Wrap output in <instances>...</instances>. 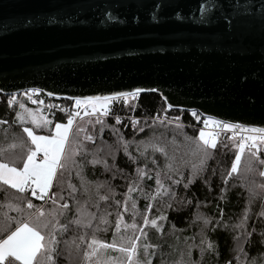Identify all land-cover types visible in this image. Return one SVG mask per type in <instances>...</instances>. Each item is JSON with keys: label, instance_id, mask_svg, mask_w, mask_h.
I'll list each match as a JSON object with an SVG mask.
<instances>
[{"label": "trees", "instance_id": "trees-1", "mask_svg": "<svg viewBox=\"0 0 264 264\" xmlns=\"http://www.w3.org/2000/svg\"><path fill=\"white\" fill-rule=\"evenodd\" d=\"M20 105L10 106L0 93V163L18 168L33 147L23 129L50 134L29 119L21 122ZM111 109L112 116L86 118L72 130L67 147L78 151L69 153L44 200L0 182V239L15 229L17 220L40 209L50 222L42 230L45 243L49 233L57 241L50 245L55 264H86L88 241L95 236L111 243L119 212L121 224L135 223L139 229H144L145 216L157 219V227L145 231L156 246L151 264H264L263 231L257 252L252 255L246 248L254 220L264 221V148H245L237 172L229 175L239 153L236 136L224 134L205 151L192 113L168 106L157 92L121 97ZM47 116L56 123L67 120L58 112ZM77 128L84 131L77 133ZM130 188L140 195L141 210L135 215ZM53 193L55 205L48 198ZM183 193L190 205L177 210ZM53 209L55 216L50 215Z\"/></svg>", "mask_w": 264, "mask_h": 264}, {"label": "water", "instance_id": "water-1", "mask_svg": "<svg viewBox=\"0 0 264 264\" xmlns=\"http://www.w3.org/2000/svg\"><path fill=\"white\" fill-rule=\"evenodd\" d=\"M136 88L264 128V0H0V93Z\"/></svg>", "mask_w": 264, "mask_h": 264}, {"label": "snow or ice", "instance_id": "snow-or-ice-1", "mask_svg": "<svg viewBox=\"0 0 264 264\" xmlns=\"http://www.w3.org/2000/svg\"><path fill=\"white\" fill-rule=\"evenodd\" d=\"M30 91H39L38 89H32ZM144 91L143 89L136 88L133 92L129 93H118L117 96L120 97H135L138 93ZM52 95V93H49ZM112 97H87L84 101L80 98H76V105H82V103H89L93 101H110ZM13 101L10 100L11 104ZM171 106V105H170ZM21 109H24V105H20ZM91 112L95 113L98 111L96 104H90ZM100 108L104 109L103 114H107V108L105 104H101ZM29 117L31 118L32 124L36 128H47L51 124V121L46 119L43 116H40L34 113L32 110H26ZM87 114V113H86ZM80 115V112L74 111L70 112L68 115L67 123L61 124L57 123L55 125L54 131H51L48 135H37L34 133L32 128L26 127L23 129L27 133L28 138L30 139L31 145L27 150L26 158L23 160V167L18 168L15 166H10L7 163H0V182L6 185H10L12 188L18 189L19 192L23 193L26 189H31L32 196H38L39 199L44 200L48 196L49 189L53 185L54 179L57 177L58 169L63 170L65 168V162L71 152V155H75L78 149L73 148L69 149L66 147L70 143V133L72 131V126L74 120L77 116ZM17 116L23 122L24 116L21 113H17ZM117 120L119 118L117 117ZM97 122H100L99 119ZM218 125L222 124L225 129L227 128H242L241 125H229L223 121L216 122ZM209 121H205V127H208ZM245 131L253 133L250 136L242 137L240 143L237 145L239 148V153L236 155L235 162L232 165L231 172H237L238 164L241 159L240 153H243L245 147L251 151L252 149L257 148L259 143H264V128H250L244 129ZM77 133L83 132L84 129L77 128ZM85 139L91 140L92 136H85ZM199 140L203 142L205 151L207 147H216V138L213 133H206L204 130L200 131ZM247 141V145L245 143ZM15 147V145H12ZM255 155V152H253ZM39 156V158H38ZM261 164H264V160H260ZM139 171V170H138ZM264 175V172L261 173ZM159 185V180H157ZM71 187V185H69ZM264 187V185H261ZM133 189H129L131 192ZM159 192V190H158ZM158 194V193H157ZM52 200V203L55 205L57 202L56 194L53 193L52 196L48 197ZM102 199H107L102 197ZM117 204L120 202L117 201ZM34 205L31 200L27 202V208L31 209ZM61 208H66L67 205H60ZM133 209H135V202L132 204ZM127 200H125L124 211H127ZM79 211V209H78ZM264 216V211L260 213ZM50 215L55 216V210L53 209ZM135 215V212L133 213ZM45 213L37 209L36 213L30 214L26 219L17 220L15 229L7 234L6 238L0 239V264H55L52 252L55 251L54 245L57 243L54 236L48 234V243H45V235L42 234V230L49 227V221L43 219ZM118 220L116 223V234L119 233L122 221L121 213H117ZM103 220V218H101ZM76 224H80L79 219L73 221ZM106 223V221H104ZM151 223L153 226H156V221H149L148 218L144 217V224L147 225ZM90 226V225H88ZM66 225H61V229L65 230ZM125 229L131 228L134 233L137 230V225L135 223L124 225ZM140 236L125 237L121 236V243L117 244V235H113V240L111 243L98 240L93 236V238L88 241L87 247L88 251L85 252V261L86 264H151L150 260L141 261L139 259V241L141 237L146 238L147 234L142 230ZM83 239V237H81ZM153 247L152 245L145 244L143 245L144 253L146 256L150 255L148 249ZM113 250L120 254V256L111 257L103 256L102 251ZM121 256L123 259H121ZM39 257V259H38ZM95 258V259H94Z\"/></svg>", "mask_w": 264, "mask_h": 264}, {"label": "built area", "instance_id": "built-area-1", "mask_svg": "<svg viewBox=\"0 0 264 264\" xmlns=\"http://www.w3.org/2000/svg\"><path fill=\"white\" fill-rule=\"evenodd\" d=\"M29 90H23L20 93H14V94H9L7 95V103L10 106H15L18 104L21 100H24L25 102L29 103L30 105L34 106L37 108L41 113H44L45 115L47 114H55V113H61L65 115L68 119V115L70 112L74 111H79L80 115L77 116L74 120L73 125H76L79 123L82 119L84 118H89V117H110L112 116V104L115 103L118 99H120V96H114L112 99L106 104L107 108V114L104 113V109L97 107L98 111L95 113L91 112V107L90 104H94V102H89V103H82L79 108L76 105V99L73 98H66V97H59V96H53L46 94L42 91H30ZM12 100L13 102L10 104L9 101ZM84 101L85 99H81ZM189 112L192 113L193 115V122L196 124L198 128H204L205 127V121L206 117L202 113L198 111H191L188 110ZM87 113V114H86ZM211 122L210 126V131L215 135L216 141L219 140L224 134H230L234 135L238 138V142L240 143V140L242 137H247L252 135L253 133L245 131L244 129H250V128H256L259 129L258 127H253V126H247L243 124H237V123H227L229 125H241L243 126L242 128H227L225 129L222 124H217L216 122L220 121L218 119L210 118L209 120ZM226 123V122H225ZM247 145V141H245ZM257 146H264V143H259ZM247 147V146H246ZM25 191L31 192V189H26Z\"/></svg>", "mask_w": 264, "mask_h": 264}, {"label": "rangeland", "instance_id": "rangeland-1", "mask_svg": "<svg viewBox=\"0 0 264 264\" xmlns=\"http://www.w3.org/2000/svg\"><path fill=\"white\" fill-rule=\"evenodd\" d=\"M108 102L109 101H97V102H94V104H96L97 105V107H100V105L101 104H108ZM19 104H23L24 105V109H21V107H20V112L22 113V115L24 116V120H26V119H29V120H31V118L29 117V115H28V112L26 111V110H32L34 113H36V114H38V115H40V116H43V117H45L46 119H48L49 121H51V124L50 125H48V127L47 128H45L48 132H51V131H54V129H55V125L57 124V123H61V124H66L67 123V120H66V122H55V121H52V118L50 117V116H47V115H45L44 113H41L37 108H35L34 106H32V105H29V104H27V103H25V101L24 100H21L20 102H19ZM84 119H86V118H84ZM84 119H82V120H84ZM81 120V121H82ZM206 120H210V118H206ZM80 121V122H81ZM79 122V123H80ZM79 123H77L76 125H73L72 126V130L77 126V125H79ZM210 126H211V122L209 121V124H208V127H204V128H198L199 129V136H200V131L201 130H204L206 133H208V132H211L210 131ZM33 129V128H32ZM33 131H34V133L35 134H37V135H48V133H38V132H36L34 129H33ZM72 132V131H71ZM71 134V133H70ZM202 142V141H201ZM202 144H203V142H202ZM33 146V148H34V145H32ZM68 145H66V147H67ZM259 146H257V148H258ZM262 148H264V146H261ZM245 148H247V147H245ZM257 148H255V149H257ZM38 158H39V156H38ZM11 166V165H10ZM262 172H264V165H263V168H262ZM51 189V188H50ZM50 189H49V191H50ZM129 201H130V203H131V205L133 204V202H135V209H133V207H132V210H133V213L135 212V214H138L139 212H140V210H141V206H140V202H139V198H140V195L137 197L135 194H134V191L132 190L130 193H129ZM261 203V202H260ZM176 207H177V210H183V209H186V208H188L189 207V205H190V202L186 199V196H185V194L183 193V194H181V196H179L178 198H177V201H176ZM153 220H155L156 221V226H153L151 223H149V224H147V225H145L144 224V229H139V228H137V230L135 231V235L136 236H140L141 235V231L140 230H142L144 233H146L145 231H153V229H155L156 227H157V225H158V221H157V219H153ZM150 221V220H149ZM126 223H123V224H121V227L122 226H124ZM131 225V224H130ZM120 227V231H119V233L118 234H116V232H115V234L117 235V244L119 245L120 243H121V241H120V237L121 236H123V237H125V241H126V239H127V237H129V236H132V232H130V229L128 228V233L127 234H125L123 231H122V228ZM259 231H263L264 232V221L261 219V218H259V217H256V219L254 220V225H253V227H252V232H251V235H250V238H249V240H248V243H247V246H246V248L248 249V251L250 252V254H252V255H254L256 252H257V249H258V243H259V240H260V238H261V234H260V232ZM147 234V233H146ZM47 243H48V241H47ZM139 244H140V249H139V259L141 260V261H146V260H150V262H152V260H153V257H154V255H155V253H156V246H155V242L154 241H152L151 239H149V236L147 235V237L146 238H144V237H141V239H140V241H139ZM145 244H148V245H152L153 247H150L149 249H148V253L150 254V255H148V256H146L145 255V253H144V248H143V245H145ZM103 256H111V257H116V256H120V254L118 253V252H116V251H113V250H107V251H102V253H101ZM251 255V256H252ZM121 259H123V257L121 256Z\"/></svg>", "mask_w": 264, "mask_h": 264}]
</instances>
